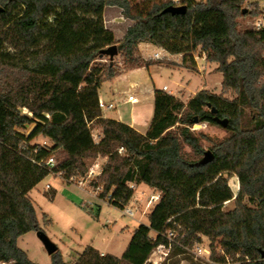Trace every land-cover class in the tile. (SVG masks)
Returning <instances> with one entry per match:
<instances>
[{
  "label": "trees",
  "instance_id": "obj_1",
  "mask_svg": "<svg viewBox=\"0 0 264 264\" xmlns=\"http://www.w3.org/2000/svg\"><path fill=\"white\" fill-rule=\"evenodd\" d=\"M242 2L179 0L186 10L170 13L163 10L178 6L171 0H0V262L36 264L17 245L22 234L41 230L30 190L52 172L82 175L85 160L99 156L105 162L98 198L123 209L133 184L159 192L148 224L133 229L120 257L87 245L69 262L56 250L52 264H145L155 247L169 246L163 231L170 225L184 233V243L204 235L225 254L248 259L243 264H264V29H237L235 17L248 13ZM105 6H117L132 21L119 40L104 25ZM140 42L182 54L192 70L199 47L198 56L222 74L223 92L234 96L200 89L184 103L156 89L145 133L103 117L102 82L153 62L137 55ZM111 45L124 66L100 57ZM216 118L228 120L229 134L219 140L190 129L195 120L218 125ZM37 136L50 144H31ZM55 154L62 158L54 167L43 164ZM223 172L237 175L236 193ZM230 199L233 208L224 210Z\"/></svg>",
  "mask_w": 264,
  "mask_h": 264
},
{
  "label": "rangeland",
  "instance_id": "obj_2",
  "mask_svg": "<svg viewBox=\"0 0 264 264\" xmlns=\"http://www.w3.org/2000/svg\"><path fill=\"white\" fill-rule=\"evenodd\" d=\"M263 2L264 0H243L241 7L248 13L235 17L237 29L251 28L254 19L259 16ZM106 14L111 15L110 12H106ZM120 21L118 23L114 18L107 21L108 25H112L117 36L120 35L126 24L122 19ZM198 50L199 47L197 48ZM197 51L195 56L198 55ZM137 55L142 57L141 51L137 50ZM113 60L124 66L119 53L113 57ZM102 61L105 60L102 59ZM198 62L203 72L207 73V89L215 94H222L228 99L232 98L234 93L231 91L223 92L221 85L222 74L216 70V64L206 62L205 59L198 60ZM128 66L130 67L131 65L128 63L126 67ZM139 75L140 78H136L138 83L142 80L144 82L147 79L149 80L148 74L145 76L141 72ZM170 77L167 72L162 75L152 74L153 81L159 87L164 82H168ZM173 77H175V74ZM185 102H187V99L184 100ZM124 106L128 107L129 105L126 104ZM21 112L29 114L25 109H21ZM32 126V123L27 124L21 130L24 133H28ZM190 129L194 133L202 132L213 140H219L229 134L226 128L220 125H210L206 122H196ZM91 132L93 139L97 141L99 129L93 127ZM30 143L49 145L50 141L42 136H37ZM209 145L208 141L202 140L204 150L210 149ZM184 149L189 151L187 146ZM52 156L56 163L62 158V155L55 154ZM104 162L105 158L103 157L88 158L85 160L87 168L85 173L72 175L68 179L63 177L62 172L61 175H56V172L54 174L50 173L33 187L31 196L29 195L35 208L39 227L56 244L57 250L65 262L73 261L77 254L87 245L120 257L131 237L133 229L141 223L148 224L147 216L158 201L159 192L157 190L150 191L144 183H140L141 185L133 191L130 200L126 204L132 208V215L125 214L122 209L109 204L107 200L98 198L97 193L102 190V183L97 176L94 174L90 175L89 170L93 164L97 163L101 171ZM221 176L226 180L231 190L236 193L239 189L237 175L232 172H223ZM93 183H97L100 189L96 190ZM46 184H48V187ZM52 189L55 194L50 199L48 194ZM151 196L156 198L151 199ZM244 202L250 205L246 199ZM233 206V199H230L224 202L223 209L229 210ZM49 219L50 222H47ZM164 233L169 246L159 245L155 247L149 254L145 264H154L153 261H156L157 264H243L248 261V259L239 258V255L233 257L225 254L217 241L211 242L204 235L197 234L184 243L182 242L184 233L175 230L171 225L164 229ZM150 236L155 237V233L151 231ZM17 245L26 252L27 257L32 262L36 264H52V254L47 253L42 242L37 237L36 231L32 230L19 236Z\"/></svg>",
  "mask_w": 264,
  "mask_h": 264
},
{
  "label": "crops",
  "instance_id": "obj_3",
  "mask_svg": "<svg viewBox=\"0 0 264 264\" xmlns=\"http://www.w3.org/2000/svg\"><path fill=\"white\" fill-rule=\"evenodd\" d=\"M106 12H110L112 16L107 15ZM103 18L106 28L113 32L115 40H119L124 35L127 26L132 23L131 20L121 15L120 8L117 6H105L103 9ZM113 18L118 23L121 22V19L123 22H126L119 36L116 35L112 25L107 24V21ZM137 50L141 51L142 59L152 60L153 62L147 67L142 65L126 69L112 79L102 82L98 88V98L114 104V108L101 111L103 117L124 122L132 126L138 132L145 133L153 114L154 91L156 89L163 90L184 102L185 99L189 100L198 90L207 89V73L203 72L198 62V60H204L203 57H198V59H196L198 66L196 70H192L186 63H183L182 54H170L161 47L148 42H140L137 45ZM155 52H157L161 58L155 59L153 56L151 58V55ZM177 56H179V58H177ZM141 72L145 74V76L148 74L149 80L147 79L145 82L142 80L138 83L136 78H140L139 74ZM164 72H167L171 77L168 79V82H164L162 86L159 87L153 81L152 74L156 73L162 75ZM174 74L175 77L172 78ZM127 93L136 95L138 101L133 104L127 102ZM126 104L129 106L125 107L124 105ZM140 185V183L133 184L132 187L135 190ZM146 188L150 189V191L154 190L148 186ZM32 189L29 192L30 196ZM96 249L101 254L108 253L98 248ZM1 263L6 262H0V264Z\"/></svg>",
  "mask_w": 264,
  "mask_h": 264
},
{
  "label": "built area",
  "instance_id": "obj_4",
  "mask_svg": "<svg viewBox=\"0 0 264 264\" xmlns=\"http://www.w3.org/2000/svg\"><path fill=\"white\" fill-rule=\"evenodd\" d=\"M171 1H172V3L174 5H179V0H171ZM249 29L255 30V31H260V30L264 29V2H263L261 10L259 12V16L254 19L253 23L251 24V28H249ZM152 56H153V58H156V59L157 58L158 59L161 58V56L157 52L154 53ZM197 56H194L195 61L199 57V56L198 57ZM203 58H204V56H203ZM126 100H127V102L133 104V103H136L138 101V98L133 93H127L126 94ZM98 107L101 109V111L109 110V109L114 108V104L112 102H105L101 98H98ZM122 151H123L122 148L118 149L119 153H121ZM43 164L48 166L49 168H52V167H54L56 165V162H55L53 156H49L45 160H43ZM99 172H100V168H99V165L97 163L93 164L91 166V169L89 170V174L90 175L94 174L95 176H97L99 174ZM54 173L55 172H52V174H54ZM55 174L56 175H59V174L61 175V171H58ZM47 187H48V185H47ZM95 189L99 190L100 187L96 186ZM150 198L153 199V198H156V197L155 196H151ZM122 210H123V213L132 215V208L129 207L128 205H126ZM163 234H165L164 231H163ZM203 250L206 251L205 249H203ZM153 263L157 264L156 261H153Z\"/></svg>",
  "mask_w": 264,
  "mask_h": 264
},
{
  "label": "water",
  "instance_id": "obj_5",
  "mask_svg": "<svg viewBox=\"0 0 264 264\" xmlns=\"http://www.w3.org/2000/svg\"><path fill=\"white\" fill-rule=\"evenodd\" d=\"M186 10V7L184 5H178V6H167L163 12H170V13H183ZM117 48L116 45H111L100 54V57L102 55H107L109 58H113L117 54ZM214 112V110H213ZM227 119L226 118H216V122L221 127L225 128L227 125ZM196 123V120L194 121ZM212 155L210 150H206L205 152V158L210 157ZM36 235L39 238V240L42 242L45 250L48 254H53L57 250V246L54 242H52L49 237L46 235V233L43 230H37ZM260 255L264 256V250H260Z\"/></svg>",
  "mask_w": 264,
  "mask_h": 264
}]
</instances>
